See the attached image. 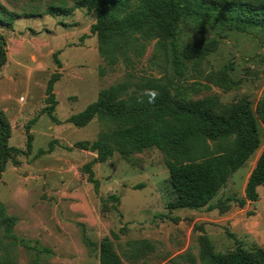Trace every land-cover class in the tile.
Instances as JSON below:
<instances>
[{
    "label": "rangeland",
    "instance_id": "1",
    "mask_svg": "<svg viewBox=\"0 0 264 264\" xmlns=\"http://www.w3.org/2000/svg\"><path fill=\"white\" fill-rule=\"evenodd\" d=\"M77 0H2L21 14L13 28L0 24L6 40L7 59L0 67V110L12 126L9 145L25 153L13 154L0 179V199L17 218L13 246L19 264H100L98 244L110 236L128 264L123 249L128 240L150 239L155 249L150 264H189L186 253L198 258L199 237L206 234L217 252L242 245L264 248V184L258 187L259 199L240 206L229 201L230 208L206 207L169 209L175 193L169 180L165 155L157 147L135 152L128 159L120 153L93 168L100 180L97 193L87 179L83 166L97 153L74 146L79 140L93 141L103 128L96 117L79 127L67 118L96 100L99 91L120 81L136 88L142 76H166L179 79L172 55L157 51L151 42L133 67L120 62L110 67L99 51L98 35L91 28L95 11L75 7L67 14L47 12L51 2L67 8ZM209 25L205 37L220 40L219 47L204 59L201 69L192 67L183 84L207 83L194 98L218 95L223 102L247 96L256 109L264 97V27L249 32L224 30ZM200 34L197 23H181L180 46ZM232 63L231 77L238 81L226 89L209 77ZM60 73L53 92L57 100L54 121L43 110L51 105L47 91L54 73ZM37 118L28 129L29 122ZM261 146L233 173L213 198H241L250 172L264 147V123L260 121ZM29 134L32 149L28 151ZM52 151L38 154L40 148ZM69 146L71 148H69ZM27 152V153H26ZM116 193L120 202H103L101 196ZM116 205V206H115ZM114 232L117 234H114ZM86 238L91 240L88 244ZM46 248L48 250H46ZM1 252V249H0Z\"/></svg>",
    "mask_w": 264,
    "mask_h": 264
},
{
    "label": "trees",
    "instance_id": "2",
    "mask_svg": "<svg viewBox=\"0 0 264 264\" xmlns=\"http://www.w3.org/2000/svg\"><path fill=\"white\" fill-rule=\"evenodd\" d=\"M75 7H88L95 11L96 22L91 28L98 35L99 51L110 67L120 62L133 67L145 54L148 45L155 42L157 51L171 54L178 80L166 76H142L132 88L129 81H120L104 87L96 100L83 110L71 114L67 121L79 127L98 118L103 128L96 139L79 140L74 146L90 150L97 155L83 166L87 179L98 193L100 180L93 168L97 162L111 158L115 152L128 159L132 153L145 148L157 147L165 155L169 169V180L175 197L168 203L169 209L189 207L220 208L225 212L229 201L240 206L247 201L259 199L258 187L264 184V147L250 172L245 195L241 198L227 196L212 200L227 184L230 177L261 146L260 121L264 123V97L256 109L247 96L233 102H223L218 95L194 98L207 83L183 84L190 67L201 69L205 58L219 47L220 40L207 39L209 25L219 26L218 34L224 30L249 32L251 27H264V0H77L71 8L51 2L47 12L67 14ZM21 14L10 10L0 0V24L13 28ZM191 19L197 23L200 34L180 46L181 23ZM6 40L0 33V67L6 62ZM233 64L225 65L209 80L229 89L238 81L230 75ZM60 73H54L47 86L51 105L43 110L54 121L61 122L54 114L57 102L53 92ZM32 119L27 125L31 128ZM11 123L0 110V179L6 162L13 154L24 150L10 146ZM32 134H29L27 149H32ZM40 148L38 154L52 151ZM69 148H71L69 146ZM27 153V152H26ZM103 202H120L116 193L101 196ZM116 206V205H115ZM16 216L8 212L0 199V264H19L13 246L17 243ZM117 237V234L114 232ZM88 244L91 240L86 238ZM198 258L186 253L189 264H264V248H236L217 252L211 239L199 237ZM100 264H128L117 250L113 238L105 236L98 244ZM155 249L148 238L128 240L123 254L130 262L150 264L148 255ZM46 250H48L46 248Z\"/></svg>",
    "mask_w": 264,
    "mask_h": 264
}]
</instances>
